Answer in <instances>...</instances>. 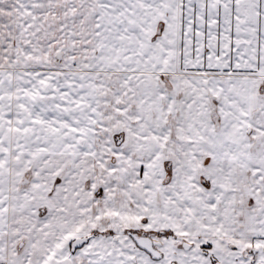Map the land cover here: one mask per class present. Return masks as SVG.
Here are the masks:
<instances>
[{
	"label": "snow or ice",
	"instance_id": "snow-or-ice-1",
	"mask_svg": "<svg viewBox=\"0 0 264 264\" xmlns=\"http://www.w3.org/2000/svg\"><path fill=\"white\" fill-rule=\"evenodd\" d=\"M0 264H264V0H0Z\"/></svg>",
	"mask_w": 264,
	"mask_h": 264
}]
</instances>
